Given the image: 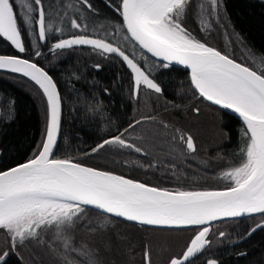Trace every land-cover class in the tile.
<instances>
[{
    "label": "trees",
    "instance_id": "obj_1",
    "mask_svg": "<svg viewBox=\"0 0 264 264\" xmlns=\"http://www.w3.org/2000/svg\"><path fill=\"white\" fill-rule=\"evenodd\" d=\"M202 2L206 7L203 11L204 19L210 27L205 24L204 28L198 21V7ZM42 3L46 12V23L53 24V30L46 32L45 40H39L35 24L25 27L18 16L26 51L20 53L9 41L0 37V55H17L33 60L47 70L56 82L63 107L55 158H71L82 165L113 172L162 189L195 191L222 189L228 185L229 181L215 177L223 168L231 166L232 159L243 146V130L246 127L238 118L221 110L217 116H213L210 110L200 122L197 120L202 117L201 112L197 115L193 109L202 99L195 94L188 71L176 67L174 71L161 69L159 61L144 55L130 40L125 41L124 31H117V26L122 23L116 11L120 0H89L95 12L84 8L80 0H42ZM14 10H17L15 3ZM209 13L206 0H190L183 26L196 40L237 61L245 63L236 54L241 46L264 61V0H222V15L216 14L215 17ZM221 16L224 17V24L221 23ZM72 19H76L82 27L87 26L86 35L105 38L134 58L145 71L150 70L152 78L162 87L163 93H155L141 85L139 95H135L130 69L113 54H106L92 47L52 50L54 41L79 33L80 30L71 27ZM57 29H63V32ZM223 33L228 39L227 47L220 41ZM37 50L42 54L40 57L34 55ZM96 65L100 66L99 70ZM0 112V171H2L26 162L37 151L46 128L45 97L39 86L30 78L18 73L0 71ZM145 116H155L156 120L137 125L124 135L129 134L138 141L137 144L147 148L149 154L142 155L111 145L93 152V149L104 140L120 135L129 124ZM161 122L168 124L169 128L164 129ZM149 123L163 128L166 135H173L174 129L192 133L190 128L194 127L200 131L204 136V143L197 147L194 157L199 156V160L205 163L206 167L201 168L200 162L196 159H186L195 166H191L194 168L188 172L191 174L185 175L182 169H167L161 164L158 165V162L167 161L164 159L166 155L156 154L154 160L153 153L162 150L156 144L148 145L145 134H138L141 128H150ZM215 126L220 129L219 136L210 139L212 136L205 130ZM180 154L183 155L178 153L176 157L184 160ZM122 160H130L136 164L129 169L122 167L120 163ZM222 161H225L224 165L221 164ZM137 163L153 166L143 169ZM259 217L264 218L260 215L227 220L213 226L235 222L236 236L233 237L232 234L229 238V241H233L234 238L238 239L245 235L257 224ZM85 218L97 231L89 232L87 225L81 228L78 223L75 230L76 242H84L90 247L99 248L102 264H144L143 252L146 247L151 251L152 264H166L170 258L176 256V252L171 250L178 247V242L182 243L179 238L171 235L182 234L189 240L198 229L144 227L115 219L88 207ZM122 235L128 237V240H122L120 238ZM43 239L51 244L52 249L60 245L59 241H54L52 230L45 233ZM32 244L45 247L36 242ZM172 244L174 249H171ZM6 245L4 234L0 233V249ZM29 248L35 250L33 247ZM17 251L19 256L10 254L8 264H26L24 258L23 261L20 259L23 257L20 249ZM209 256L218 264H264V228L243 242L223 245L207 254V257ZM204 259L199 260L197 257L192 262L199 264L203 263Z\"/></svg>",
    "mask_w": 264,
    "mask_h": 264
},
{
    "label": "snow or ice",
    "instance_id": "obj_2",
    "mask_svg": "<svg viewBox=\"0 0 264 264\" xmlns=\"http://www.w3.org/2000/svg\"><path fill=\"white\" fill-rule=\"evenodd\" d=\"M14 3L17 10H14ZM190 0H120L116 11L122 17L117 31H124L123 39L131 40L159 58L163 70H176L182 65L190 70V81L199 97L238 114L246 128L244 147L238 165L222 173L229 181L222 189L169 190L149 186L111 172L100 171L74 162L71 158H55L53 151L61 131L63 100L53 77L37 63L19 56L0 55V69L22 73L30 77L42 90L46 103V128L42 142L32 158L5 171H0V233L7 245L0 249V264H8L10 254L19 256L17 249L36 242L43 244L58 257L57 264H102L100 249L87 243H77L75 230L87 225L89 232L97 231L85 218L87 206L102 213L141 225L189 227L199 230L190 244L168 264H192V260L211 244L207 238L210 225L225 218L264 216V71H255L245 64L206 43L200 42L183 26ZM210 15L215 16L222 0H206ZM80 4L95 12L89 0ZM205 11L204 4L199 5ZM35 14V15H34ZM25 27L35 24L39 40L53 30L46 23L42 0H0V37L11 42L20 53L26 51L22 42L20 22ZM208 27L210 24L204 22ZM71 27L80 30L67 39H59L52 50L89 45L103 53L117 54L135 73L134 94L140 85L162 94V87L152 78V72L143 70L119 46L105 38H91L76 19ZM63 32V29H57ZM36 57L42 54L34 52ZM99 70L100 66H95ZM107 91V89H105ZM199 115L200 109L194 108ZM155 116H145L129 124L120 135L104 140L93 152L106 145H118L141 153L143 149L123 138L129 129H135ZM164 129L169 125L161 122ZM172 141H179L188 153H196L197 145L190 133L174 129ZM146 154V153H145ZM153 165H149L151 167ZM175 168V164L172 165ZM264 228L257 224L249 231ZM53 231L54 241L60 245L52 249L43 239ZM225 233L220 232L223 238ZM23 261V257H20ZM144 264H152L151 251L145 248ZM205 264H218L215 259Z\"/></svg>",
    "mask_w": 264,
    "mask_h": 264
},
{
    "label": "rangeland",
    "instance_id": "obj_3",
    "mask_svg": "<svg viewBox=\"0 0 264 264\" xmlns=\"http://www.w3.org/2000/svg\"><path fill=\"white\" fill-rule=\"evenodd\" d=\"M202 3H200V4H202ZM205 9H206V7H205ZM217 14L222 15V13H221V4H220V7L218 8ZM198 17H199L198 21H199L200 25L204 26V28H205V23L204 22L207 21V20L204 19L205 18V13L201 11L200 7H198ZM215 17H216V15H215ZM221 17H222L221 23L224 24V20H223L224 17L223 16H221ZM206 19H208V17H206ZM215 20L218 21V19H215ZM219 22H220V20H219ZM219 22H216V23H219ZM220 41H222L221 44L223 43V45L227 47L228 39L226 38L224 33L221 35ZM236 54H237V56L239 58H241L243 60V62H245L244 64H246V65H248L250 67L253 66L254 68H256V70L264 71V61L262 59H260L258 56L254 55L252 52L246 50V48L241 46L240 48H238V53H236ZM141 85L143 86V84H141ZM195 106H196V108L200 109V112H201L200 114L202 115V117L197 119L199 122L201 121V119L203 117L207 116L206 113H208L210 110H212L213 116H217L218 115L217 113H219V109H217L215 107L212 108L209 105L204 104V102H202V101L197 102V104ZM212 118H211V121L215 123V121L212 120ZM150 123H149V125L151 126L150 128H147V129L146 128L145 129L141 128L139 130L138 134H145L147 136L146 137L147 138L146 142H147L148 145L149 144L150 145L151 144L152 145L156 144V146L160 147V149L162 150V152H160V151L159 152L156 151V153L154 152L153 153L154 156L152 158H154L156 154H161L163 156L166 155V157L164 159L167 160V161H161L160 163L158 162L157 163L158 165L161 164L162 167L167 168V169L168 168L169 169H175V168L172 167V165L175 164V167L178 168L179 170L182 169L183 172L185 173V175L191 174V173H188V172L191 169L194 170V168L191 167V166L192 165L195 166V165L192 164V165L189 166V164H188V166L185 167V164H183L181 162V161H183L181 159V157H180L181 160L178 159L179 157H176L177 154L181 153V152H179V150L177 148H175V147L172 148V146L166 145L167 143H165L166 140L164 139L165 138L164 136H166V131L163 128L160 129V128L156 127V126H153V123H152V125ZM190 129L192 130L191 135L193 136L197 147L200 146L202 143H204V136H202L201 132L195 130L194 127L190 128ZM205 131H207L209 133V135L212 136L210 139L217 138V136H219V133H220V129L218 128V126L209 128V130L207 129ZM208 133L206 135H208ZM206 138L208 139L207 136H206ZM245 140H246V137L243 136V142ZM208 141H210V140L208 139ZM242 145H243L242 147H244V143ZM111 146L120 147V146L114 145V144L111 145ZM120 148L122 149L123 147H120ZM141 148L143 149V151L146 154H149L147 148H145L144 146L141 147ZM167 148H168V151H167ZM241 148L236 153L237 154L236 157L232 159V164H230L231 165L230 167L236 166V165L239 164L240 159H241ZM123 149H126V148H123ZM163 149H164L165 152L163 151ZM126 150H128V149H126ZM174 153H176V155H174ZM220 155L221 154H218V156H220ZM180 156H182V155L180 154ZM190 158L196 159L198 162H200V167L201 168L206 167V164L205 163H201V161L199 160L200 159L199 156H195V157L191 156ZM164 159H162V160H164ZM154 160H155V158H154ZM196 160H195V162H197ZM221 160H223V157H221ZM168 161H170V162L168 163ZM131 162L132 161H130V160H126V161L122 160L120 163H122V167L124 166L126 168L131 169L132 165L136 164L135 162H132V163ZM193 162H194V160H193ZM221 164L224 165L225 161H222ZM137 165L140 166L143 169H146L148 167V165H146V164H144L145 165L144 166V165H141L140 163H137ZM181 165L184 166V167L181 168ZM196 167H199V166H196ZM230 167L223 168L219 172V174H217V177H215V178L216 179H221L222 173L224 171L228 170ZM199 175H202V174H199ZM255 217H257V216H255ZM263 220H264V218L262 219V218L259 217V219L257 221L261 223V221H263ZM102 223H103V221H102ZM209 227H210V232H209V235H208L207 238L211 241V244L205 250L206 254H209L212 251H215V250L219 249L220 247H222L225 244H231L233 241L237 240L236 238H234L233 241L232 240L229 241V238L232 237V234H233V237L236 236V235H234L235 232H236V229H237L236 228L237 224L235 222L234 223H230V224L227 223V224L214 225V226L212 224V226L210 225ZM198 230L199 229L194 231V233L189 238V240H187V238L185 239L182 234H176L175 233V234L171 235V236H173V237H175L177 239L179 238V240L182 241V243L178 242V247L176 246L177 247L176 249H174V245L173 244H172V248L170 247L171 249H174V250H171V252H176L175 253L176 256H174V257H178V254L180 255L184 250H186V247L190 244L191 239L194 238V236H195V234L197 233ZM220 232L225 233L223 238L219 237V233ZM122 236L120 237L122 240H124V241L128 240V237H126V236L122 237ZM241 238H242V236H241ZM238 239H240V238H238ZM29 247H33V248H35V250H31ZM182 249H183V251H182ZM20 251L23 254L22 256H23L26 264H57V261H58V257L56 256V254L53 251H50L49 249H47L46 247H40V246H37V245H34V244H32V245L29 244L26 247H24L23 249H20ZM166 264H168V261H167Z\"/></svg>",
    "mask_w": 264,
    "mask_h": 264
},
{
    "label": "water",
    "instance_id": "obj_4",
    "mask_svg": "<svg viewBox=\"0 0 264 264\" xmlns=\"http://www.w3.org/2000/svg\"><path fill=\"white\" fill-rule=\"evenodd\" d=\"M121 17V16H120ZM121 20H122V17H121ZM71 36H69V37H64V38H62V39H67V38H70ZM89 37H91V38H97L96 36L95 37H93V36H89ZM131 41V40H130ZM22 42H23V40H22ZM55 42H58V40H56V41H54L53 42V44H52V48H53V45H54V43ZM107 42H109V41H107ZM133 44L132 45H134L135 47H137L142 53H144V55H149V57H151V58H153V59H155L156 61H159V58H155V57H153L150 53H148L147 52V50H145V49H142L139 45H138V43H136V42H134V41H131ZM11 43V42H10ZM111 43V42H110ZM113 45L114 46H116L114 43H113ZM14 47V46H13ZM73 47H92V46H89V45H83V46H73ZM15 48V47H14ZM93 48V47H92ZM16 49V48H15ZM17 51H19L18 49H17ZM223 53V52H222ZM107 54V53H106ZM111 54V53H110ZM125 54H127L126 52H125ZM223 54H225V53H223ZM3 55V54H2ZM5 55V54H4ZM114 56H116L117 58H119L120 60H122L123 62H124V64L130 69V71H131V73H132V77H133V83H134V81H135V73L131 70V68L127 65V63L121 58V57H119L117 54H113ZM128 55V54H127ZM6 56H17V55H6ZM20 58H22V59H27V58H23V57H21V56H19ZM129 58L130 59H133L134 60V62H136V63H138L134 58H132L130 55H129ZM234 59V58H233ZM28 60H30V59H28ZM236 60V59H235ZM30 61H32V62H34L33 60H30ZM237 61V60H236ZM160 62V61H159ZM238 63H242V62H240V61H237ZM36 63V62H35ZM38 64V63H37ZM242 64H244V63H242ZM39 65V64H38ZM138 65L143 69V67L138 63ZM246 65V64H245ZM40 66V65H39ZM246 66H248V65H246ZM40 67H42V66H40ZM174 67H176V68H181V69H185V70H187L188 71V73H189V77H190V70H188V69H186L184 66H182V65H174ZM248 67H250V66H248ZM43 68V67H42ZM252 68V67H251ZM253 70H255L254 68H252ZM143 70H145V69H143ZM0 71H6V72H11L10 70H8V69H0ZM47 71V70H46ZM255 71H258V70H255ZM48 72V71H47ZM259 72V71H258ZM14 73V72H13ZM49 73V72H48ZM18 74H21V75H23L22 73H18ZM49 75H50V73H49ZM24 76V75H23ZM25 77V76H24ZM28 78H30V77H28ZM31 79V78H30ZM156 82V81H155ZM157 83V82H156ZM144 86V85H143ZM134 87H135V84H134ZM146 87V86H145ZM193 87V86H192ZM193 89H194V87H193ZM154 91V90H153ZM194 91L196 92V90L194 89ZM195 94H197L198 95V93L196 92ZM199 96V95H198ZM200 98H202V97H200ZM203 99V98H202ZM204 100V99H203ZM206 102H208V104H211V102H209V101H207V100H205ZM211 105H213V104H211ZM213 106H215V107H217V108H219V109H221L219 106H216V105H213ZM223 112H225V113H228V114H230V115H232V116H234V117H236V118H238L240 121H241V123H243V121H242V119L238 116V114H236V113H234V112H232L231 110H225V109H221ZM1 113V112H0ZM0 116H1V114H0ZM61 122H62V119H61ZM243 125H244V123H243ZM245 127H246V125H244ZM59 137H60V135H59ZM59 137H58V140H59ZM58 140H57V144H58ZM56 147H57V145L55 146V148H54V151H53V155H54V152H55V150H56ZM22 163H24V162H22ZM21 164V163H20ZM18 165V164H17ZM17 165H15V166H17ZM15 166H12V167H15ZM85 166V165H84ZM12 167H10V168H12ZM86 167H89V166H86ZM10 168H8V169H10ZM91 168H93V167H91ZM8 169H5V170H8ZM94 169H96V168H94ZM5 170H2V171H5ZM97 170H99V169H97ZM101 171V170H100ZM105 172H107V171H105ZM113 173V172H112ZM114 174V173H113ZM117 175V174H116ZM125 177V176H124ZM125 178H127V177H125ZM129 179V178H128ZM88 208H91V209H93V210H96V211H99V212H101V210H99V209H96L95 207H93V206H87ZM102 213V212H101ZM105 214V213H104ZM106 215H108V216H110V217H113V218H115V219H118V220H122V221H125V222H128V223H132V224H136V225H140V226H144V227H150V228H157V229H191V228H197L196 226H189V227H166V226H151V225H141V224H138V223H136V222H131V221H127V220H125V219H123V218H119V217H114V216H111L110 214H106ZM255 216H259V215H252V216H243V217H239V218H225V219H223V220H217V221H215V222H213L212 224H215V223H218V222H222V221H227V220H236V219H244V218H248V217H255ZM261 223H264V220L263 221H261ZM211 224V225H212ZM257 224H260V222H258ZM257 224H255L252 228H255L256 227V225ZM252 228H250V230L252 229ZM260 229H262V228H256V230L255 231H252L251 232V234L249 235V231L246 233V235H244V236H242V238L240 237V239H237V240H235V241H233L231 244L232 245H235V244H238V243H240V242H243V241H245V240H247L248 238H250L255 232H257L258 230H260Z\"/></svg>",
    "mask_w": 264,
    "mask_h": 264
},
{
    "label": "flooded vegetation",
    "instance_id": "obj_5",
    "mask_svg": "<svg viewBox=\"0 0 264 264\" xmlns=\"http://www.w3.org/2000/svg\"><path fill=\"white\" fill-rule=\"evenodd\" d=\"M200 99H202V98H200ZM202 102H204V104H207V105H209V106H212V107H215V106H213V105H211V104H208V102H206L205 100H203L202 99ZM215 108H217V107H215ZM217 109H219V108H217ZM219 110H221V109H219ZM222 111V110H221ZM223 112V111H222ZM223 113H225V112H223ZM135 122V121H134ZM181 132H184V131H181ZM174 133V132H173ZM184 133H190V132H187V131H185ZM191 134V133H190ZM171 136L172 135H166V136H164L165 138V143H167L166 145H168V146H172V148L173 147H175V148H177L178 150H179V152H181L183 155V157H184V160L183 161H181L183 164H185V167H187L188 166V164H189V166L191 165L190 163H188L189 161H186V159L188 160V159H190V157L191 156H194L195 155V153H188L187 151H186V149L184 148V146L179 142V141H172L171 140ZM123 138H125L126 140H128V142H131V143H135L138 147H141L139 144H137L138 143V141H136V140H134V138H131V136L129 135V134H125L124 136H123ZM126 149H128V148H126ZM128 150H130V151H133V152H135L134 150H132V149H128ZM137 153V152H136ZM139 154H142V155H145V152L144 151H142L141 153H139ZM169 163V162H168ZM161 167V166H160ZM182 167H184V166H182L181 165V168ZM176 168V167H175ZM176 169H178V168H176ZM212 226V225H211ZM207 249V248H206ZM197 257H199V260H203L204 259V257L206 258L207 257V254L205 253V251L203 252V253H201V254H199ZM196 257V258H197ZM210 259H214V258H212V257H207V259H205V261H207V260H210ZM205 261L203 262V263H199V264H205ZM192 264H198V263H194V262H192Z\"/></svg>",
    "mask_w": 264,
    "mask_h": 264
}]
</instances>
